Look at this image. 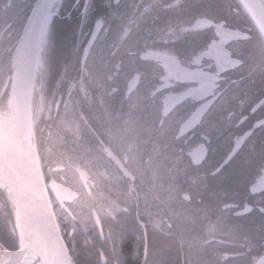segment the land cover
I'll list each match as a JSON object with an SVG mask.
<instances>
[{"label":"flooded vegetation","instance_id":"obj_1","mask_svg":"<svg viewBox=\"0 0 264 264\" xmlns=\"http://www.w3.org/2000/svg\"><path fill=\"white\" fill-rule=\"evenodd\" d=\"M37 2L0 0V108ZM47 14L32 142L73 264H264V39L240 1Z\"/></svg>","mask_w":264,"mask_h":264},{"label":"water","instance_id":"obj_2","mask_svg":"<svg viewBox=\"0 0 264 264\" xmlns=\"http://www.w3.org/2000/svg\"><path fill=\"white\" fill-rule=\"evenodd\" d=\"M55 1L56 0H38V2L35 3L36 5L32 14H30L29 20L25 26L18 45L16 46L13 57L12 68H14V70H17L21 63L23 64V68L20 67L22 80L20 83L19 95L13 101V90H11L7 109L5 111L0 110V112L6 114L7 117H14L17 119L19 123L18 132L20 133L22 144L24 146L21 152L16 153L9 149L7 145L5 146L0 142V174L7 177L10 176L14 188L17 190V195L13 194L9 186L0 185V191H5L12 203L11 207L13 209L12 217L14 218V228H16L18 234V202H20L21 199H25L27 204V221L30 228V236L32 238L31 246L23 250L20 244V248H18V251L26 253L23 258L24 264H38L37 260H40L41 264H48L45 258L46 256L43 254V250L41 248L43 239H40L41 235L38 233L36 227L37 220H43L46 223V226L49 229L48 235L56 234L59 236L50 205H48V199L44 192L38 159L32 142L33 117L31 109L33 91L31 88L34 75L32 74L31 68L34 67L35 64L29 68L32 64L30 56L32 42L35 38H37L38 31L41 25L44 24L45 19L48 18L47 13ZM239 1L257 26L259 32L261 33L260 35H262V38L264 39V0ZM15 73L16 72L14 71L13 79ZM13 83L14 81L12 84ZM35 248L38 249L39 255L35 256L32 254Z\"/></svg>","mask_w":264,"mask_h":264},{"label":"bare ground","instance_id":"obj_3","mask_svg":"<svg viewBox=\"0 0 264 264\" xmlns=\"http://www.w3.org/2000/svg\"><path fill=\"white\" fill-rule=\"evenodd\" d=\"M39 42L35 38L31 46V61L32 65L35 64L36 57L39 52ZM22 74L21 68L18 67L14 76L12 100L14 101L19 95V88ZM19 123L14 117H7L6 114L0 112V142L16 153H19L23 149L22 138L20 136ZM0 185L9 186L14 195H17V190L14 188L10 176H4L0 174ZM19 203L18 211V230L20 233L21 247L27 249L31 246V234L28 225V213L27 204L25 199H21ZM19 240V239H18ZM21 248V249H22ZM42 250L45 254V258L48 264H72V261L68 257L67 250L59 236L51 234L45 236L42 241ZM25 252L11 251L0 246V264H24Z\"/></svg>","mask_w":264,"mask_h":264},{"label":"rangeland","instance_id":"obj_4","mask_svg":"<svg viewBox=\"0 0 264 264\" xmlns=\"http://www.w3.org/2000/svg\"><path fill=\"white\" fill-rule=\"evenodd\" d=\"M48 21H49V18H46L44 21V24L41 25V27L38 31L37 39L39 42V45H38L39 46V52H38V55L35 56L36 57L35 65H34V67H32L34 69L31 68L32 64L29 67V68H31L33 75L38 70V68L41 67V65L43 63V58L40 57L41 52H42V39H44V36H45L44 34H46V32L48 30V28H47ZM18 67L23 68V64L21 63ZM10 69H11L10 70L11 76L8 78V80H10V84H12V82L14 81L13 74H14V71L16 72V69L15 70H14V68H10ZM12 89H13V86L10 89V91ZM9 95H10V92H9ZM8 213L9 214H7L5 217V214L3 212H1V209H0V239L2 240L3 243H5L7 245V247H9L15 251V250H18V248H20V237H19L20 233L18 234L16 229L14 228L15 227L14 226V218L12 217L13 214L10 213L9 211H8ZM36 224H37L36 227H37L38 233H40V235H41L40 239H44L45 236H47L49 233V229L47 228L46 223L43 220H37ZM32 254H34L35 256L39 255L38 249L35 248V250ZM36 260H37V258H36ZM37 261H38V264H41L40 260H37ZM26 264H29V263H26Z\"/></svg>","mask_w":264,"mask_h":264},{"label":"trees","instance_id":"obj_5","mask_svg":"<svg viewBox=\"0 0 264 264\" xmlns=\"http://www.w3.org/2000/svg\"><path fill=\"white\" fill-rule=\"evenodd\" d=\"M9 86H10V84H9ZM10 88V87H9ZM9 92H10V90L8 89V91H7V93H6V95H7V98L9 97ZM1 108H4V107H1ZM0 203H1V207H3V209H4V211H5V213H7L8 214V211L10 212V213H12V203H11V201L9 200V198H8V196H7V194H6V192L5 191H0ZM8 210V211H7ZM5 217H6V215H5Z\"/></svg>","mask_w":264,"mask_h":264}]
</instances>
